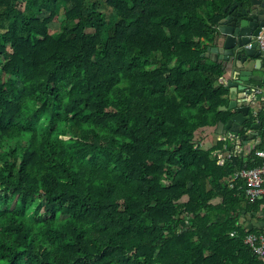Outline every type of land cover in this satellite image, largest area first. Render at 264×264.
Wrapping results in <instances>:
<instances>
[{"label":"trees","instance_id":"trees-1","mask_svg":"<svg viewBox=\"0 0 264 264\" xmlns=\"http://www.w3.org/2000/svg\"><path fill=\"white\" fill-rule=\"evenodd\" d=\"M229 1L0 0V264L259 263L234 175L263 146L198 137L232 117Z\"/></svg>","mask_w":264,"mask_h":264},{"label":"water","instance_id":"water-1","mask_svg":"<svg viewBox=\"0 0 264 264\" xmlns=\"http://www.w3.org/2000/svg\"><path fill=\"white\" fill-rule=\"evenodd\" d=\"M224 11L225 15L217 24L218 31L207 52L210 55L216 53L214 60L223 61L224 69H235L236 75L239 73L238 80H230L227 84L229 104L221 106L235 111L226 123V132L234 122L240 124V131H248L250 126L254 127L257 123L249 124L251 105L247 104V96L239 98V90L249 88L253 57L262 54L258 49L257 36L264 26V0H232ZM239 102L244 104L239 105Z\"/></svg>","mask_w":264,"mask_h":264},{"label":"crops","instance_id":"crops-1","mask_svg":"<svg viewBox=\"0 0 264 264\" xmlns=\"http://www.w3.org/2000/svg\"><path fill=\"white\" fill-rule=\"evenodd\" d=\"M232 0L229 1L228 4L231 3ZM225 15V11L223 9V12L221 16ZM218 31V28H217ZM259 51H262L260 47L258 46ZM208 55L211 59L214 60V57L216 56V53H213L210 55V52H208ZM213 56V57H212ZM220 62L223 66L224 62L217 60ZM252 74L250 75L248 84L250 85L247 90L240 89L239 90V98L247 96L248 101L247 104H250V110H249V120H253V123H257L256 126H250V129L248 131H240L239 133H235L231 130H228L226 132L225 129H223L222 125H216L214 127L208 128L207 130L201 131L200 134H198V137H200L201 144L208 148L210 146L216 145L219 141H223L224 145L226 146V141L229 140L230 143L233 144V148L235 149L236 146H239L240 151H238V154L242 157H246L249 155V153L255 149L257 146H263L260 149H264V118L263 121L261 120V116H264V99H263V93L259 91V87L264 85V52L262 51V54L259 56L253 57L252 61ZM224 69V68H223ZM240 71V70H238ZM235 69H224V75L220 78L219 82L224 84L227 88V84L230 80H238L239 73L236 75ZM229 92H228V101L227 104H229ZM244 104V102H239V105ZM232 111V115L235 113V111ZM234 127L238 125L237 122H234ZM240 128V124H239ZM200 135V136H199ZM257 150V151H258ZM224 152V151H222ZM262 199V198H259ZM264 200V199H263ZM252 201V200H251ZM241 223H243L248 229L256 230V232H263L264 233V202L261 205L260 209L258 211H255L254 213H246L243 212L241 214V218L239 220ZM258 264H264V257H260L258 259Z\"/></svg>","mask_w":264,"mask_h":264},{"label":"built area","instance_id":"built-area-1","mask_svg":"<svg viewBox=\"0 0 264 264\" xmlns=\"http://www.w3.org/2000/svg\"><path fill=\"white\" fill-rule=\"evenodd\" d=\"M258 46L264 52V26L262 27L259 35L257 36ZM259 91L263 93L264 99V85L259 87ZM264 110V107H263ZM240 151L239 146H236L235 150L228 152H221L219 163L224 164L227 158H232L233 155L238 154ZM257 154L263 159L262 163L252 168H241L235 173V177H242L246 179L248 187L247 193L252 201L259 198L264 199V149L257 151ZM236 230L231 235L236 234ZM245 243H247L252 251L259 257H264V233L263 232H251L244 237Z\"/></svg>","mask_w":264,"mask_h":264},{"label":"rangeland","instance_id":"rangeland-1","mask_svg":"<svg viewBox=\"0 0 264 264\" xmlns=\"http://www.w3.org/2000/svg\"><path fill=\"white\" fill-rule=\"evenodd\" d=\"M108 11V10H107ZM51 30H54L55 28H59V25H58V23L57 22H52L51 24Z\"/></svg>","mask_w":264,"mask_h":264}]
</instances>
